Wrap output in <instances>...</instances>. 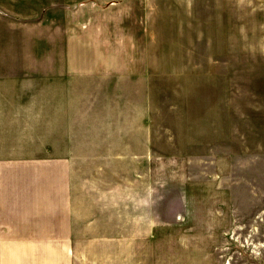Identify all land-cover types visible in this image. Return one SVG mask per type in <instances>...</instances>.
<instances>
[{
  "label": "rangeland",
  "instance_id": "rangeland-1",
  "mask_svg": "<svg viewBox=\"0 0 264 264\" xmlns=\"http://www.w3.org/2000/svg\"><path fill=\"white\" fill-rule=\"evenodd\" d=\"M121 2L130 8L128 15L125 7L122 21L129 30L122 34L125 39L117 32L121 17L112 14ZM65 4L81 12L78 31L90 25L100 35L104 67L144 69L148 50L142 35V0ZM166 4L162 22L168 20L167 32L158 29L157 48L151 51L158 69L166 66L167 57L172 74L157 75L150 85L156 151L152 160L106 162V175L88 177L87 191L84 178L73 177L72 213L53 207L50 158L0 160V240L55 236L57 216L52 218L61 213V222L76 218L81 228L84 222L102 219L94 230L140 234L123 242L135 248V264H264V0ZM43 131L44 141L50 142L51 130ZM23 147L34 155L37 145ZM50 148L45 144L42 156H51ZM9 149L0 144V157ZM10 173L21 179L12 182V189H21L24 198L37 190L33 196L43 194L42 199L23 200L31 206L22 207L13 193L16 202L10 196L5 202ZM123 182L135 187L134 192L125 191L124 209L115 207L117 194L90 189L93 184ZM102 196H108L109 207H93L95 200L101 204ZM122 216L124 224L116 225Z\"/></svg>",
  "mask_w": 264,
  "mask_h": 264
},
{
  "label": "crops",
  "instance_id": "crops-1",
  "mask_svg": "<svg viewBox=\"0 0 264 264\" xmlns=\"http://www.w3.org/2000/svg\"><path fill=\"white\" fill-rule=\"evenodd\" d=\"M170 1L173 0H142V35L148 51L144 69L134 70L102 65L103 40L93 26L84 25L78 31L77 17L81 12L76 6H66L65 0H0V144L10 146L0 160L50 158L54 168L51 198L56 210L68 209L72 213L75 209L73 177L82 176L87 191L94 173L106 175V162L148 161L155 155L150 85L157 75L167 77L172 73L168 72L171 69L167 57L163 61L166 66L157 68L156 55L151 50L157 48L158 29L167 30L168 20L162 22V16ZM120 5L112 14L120 16L122 22L126 3ZM126 9L129 15L130 8ZM128 31L124 24L117 30L123 39L122 34ZM164 39L167 42L166 35ZM43 130H51L50 142L44 141ZM27 144L37 145L32 150L34 155L22 148ZM45 144L51 146L49 157L41 154ZM77 164L78 168L73 169ZM11 174L6 175L4 184L5 202L9 196L16 202L13 193L18 194L21 204L23 200L29 203L42 199L43 194L33 196L37 190L24 198L21 189H12V182L16 184L21 179H16L17 173ZM90 189L117 194L115 207L124 209V193L134 192L135 187L123 182L93 184ZM103 199L102 196L101 204L95 200L93 207L108 208V196ZM60 215L52 218L57 216L55 236L1 239L0 264H135V248H127L123 242L136 240L140 234L94 230V225H102V219L84 222L85 228H81L76 218L63 223ZM117 219L116 225L124 224L123 216Z\"/></svg>",
  "mask_w": 264,
  "mask_h": 264
}]
</instances>
